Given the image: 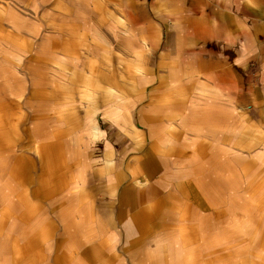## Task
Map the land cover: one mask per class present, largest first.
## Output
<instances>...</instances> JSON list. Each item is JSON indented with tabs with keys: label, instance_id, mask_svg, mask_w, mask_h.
Instances as JSON below:
<instances>
[{
	"label": "rangeland",
	"instance_id": "374dc122",
	"mask_svg": "<svg viewBox=\"0 0 264 264\" xmlns=\"http://www.w3.org/2000/svg\"><path fill=\"white\" fill-rule=\"evenodd\" d=\"M261 30L264 41V0H0V264H86L83 245L100 237L110 253L92 264H264V126L225 116L203 129L196 113L174 135L152 125L166 104L156 92L194 88L186 60H235L238 40ZM105 130L129 151L158 134L185 150L170 162L202 182L219 222L172 225L123 251L119 236H96L86 190Z\"/></svg>",
	"mask_w": 264,
	"mask_h": 264
},
{
	"label": "crops",
	"instance_id": "0c3cea01",
	"mask_svg": "<svg viewBox=\"0 0 264 264\" xmlns=\"http://www.w3.org/2000/svg\"><path fill=\"white\" fill-rule=\"evenodd\" d=\"M59 7L62 8L61 5ZM257 34L259 37L238 40L241 45L237 48L239 49L237 53L240 55L235 60H227L230 55L221 50L219 53L221 57L210 54L211 56L192 59L193 62L186 60V64H191V68L195 70L192 72L195 79L189 82L194 88L188 89L187 85L183 91L170 88L160 93L156 92L154 101L157 104H166L157 106H163L164 119L160 121L161 124L152 123L154 128L168 129L170 135H174L173 130L185 128V122L189 121L190 114L193 113H196L195 121L203 129H218L221 117L225 116L233 120L239 118L246 124L253 122L263 127V31ZM193 82L195 84H192ZM188 98L195 100L188 104ZM181 102L185 105L180 106ZM177 105L180 119L178 121L168 119L166 113L178 112L175 110L178 108ZM169 108L174 109L168 110ZM154 118L157 119V115ZM105 131V135H100V139L106 140L102 163L92 176V185L86 190V194L93 202L92 216L97 218L98 226L104 227L96 236H119L121 241L119 247H122L119 250L123 251L126 242L129 241L132 246L133 242L140 241L141 237L169 229L172 225H202L204 216L210 214L211 224L219 222L218 203L207 195L202 182L198 178L187 177L182 169L170 162L187 160L188 157L183 156L187 154L185 150L180 149L179 156H175L177 153L171 151L172 146H165L168 144L165 135L158 134L153 140L149 139L142 150L132 147L129 151L123 145L119 130L112 131L113 136L109 134L110 131ZM99 132L101 133L102 129L97 125L94 131L90 132V139L97 137ZM185 133L187 132L181 131L179 134L185 137ZM187 143L189 142L185 138L179 141L181 145ZM196 143L221 142L218 140L209 142L203 137ZM131 144L140 147L139 140ZM109 225H112L113 233L107 231ZM185 231L184 229L183 232ZM36 236H39L38 241L45 240L44 234L40 231ZM105 240L108 241V237L97 239L100 245H92L91 241L83 245L82 256L86 264H92L89 258L103 253L107 260L110 252ZM40 249L38 244L36 254L41 258Z\"/></svg>",
	"mask_w": 264,
	"mask_h": 264
}]
</instances>
